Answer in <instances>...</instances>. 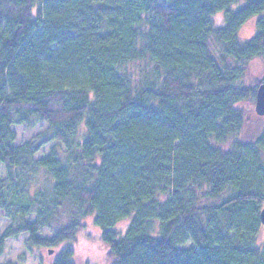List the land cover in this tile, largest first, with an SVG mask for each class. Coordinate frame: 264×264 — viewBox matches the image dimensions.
<instances>
[{
	"label": "trees",
	"instance_id": "trees-1",
	"mask_svg": "<svg viewBox=\"0 0 264 264\" xmlns=\"http://www.w3.org/2000/svg\"><path fill=\"white\" fill-rule=\"evenodd\" d=\"M258 56L264 0H0V255L22 233L73 241L92 215L108 264H264V124L241 137ZM38 123L49 134L16 144L12 126Z\"/></svg>",
	"mask_w": 264,
	"mask_h": 264
},
{
	"label": "rangeland",
	"instance_id": "rangeland-1",
	"mask_svg": "<svg viewBox=\"0 0 264 264\" xmlns=\"http://www.w3.org/2000/svg\"><path fill=\"white\" fill-rule=\"evenodd\" d=\"M256 16L247 19L239 28L238 34L243 40L249 39L255 33ZM221 16L216 17V23H221ZM133 77L138 81L142 75L141 64L131 67ZM243 76L240 79L241 85L252 87L257 81L264 78V58L255 57L243 66ZM150 79V78H148ZM143 80V79H142ZM241 108L244 110L246 117L245 128L241 137L247 138L250 141L257 138L260 130L264 124V115L259 116L254 111V103L245 101ZM12 130L17 135L16 144L25 141L38 142L40 137L46 136L48 128L45 123H38L32 128L25 126H12ZM54 146L59 150L57 142H49L43 144L35 154V158L45 156ZM5 168L0 165V178L5 174ZM70 206L63 205L58 212L57 223L64 225L69 219ZM93 216L86 215L79 219L80 229H77L74 240H66L58 246L50 249H42L31 246L27 242V234L22 233L17 237L8 238L5 240L3 252L0 255V264L11 262L13 264H51L58 250L68 246L73 250V260L75 264H108L106 260L107 248L99 239V230L93 224ZM128 219L119 222L115 229L119 234H123L127 226ZM11 224L10 219L7 218L2 211H0V236ZM40 237L49 238L52 236L50 228H43L39 232Z\"/></svg>",
	"mask_w": 264,
	"mask_h": 264
},
{
	"label": "water",
	"instance_id": "water-1",
	"mask_svg": "<svg viewBox=\"0 0 264 264\" xmlns=\"http://www.w3.org/2000/svg\"><path fill=\"white\" fill-rule=\"evenodd\" d=\"M254 111L257 115H264V82L258 85L255 95ZM260 220L264 224V207L260 211Z\"/></svg>",
	"mask_w": 264,
	"mask_h": 264
}]
</instances>
